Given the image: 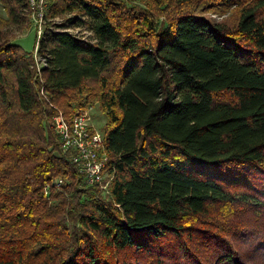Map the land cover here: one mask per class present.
I'll list each match as a JSON object with an SVG mask.
<instances>
[{"label": "trees", "instance_id": "trees-1", "mask_svg": "<svg viewBox=\"0 0 264 264\" xmlns=\"http://www.w3.org/2000/svg\"><path fill=\"white\" fill-rule=\"evenodd\" d=\"M135 1L52 0L40 69L0 18V264H264V0ZM95 103L107 192L54 126Z\"/></svg>", "mask_w": 264, "mask_h": 264}, {"label": "built area", "instance_id": "built-area-1", "mask_svg": "<svg viewBox=\"0 0 264 264\" xmlns=\"http://www.w3.org/2000/svg\"><path fill=\"white\" fill-rule=\"evenodd\" d=\"M51 1L27 0L31 17L37 23L39 41L45 32L47 22L51 20L47 18ZM70 31L75 32L77 30L70 29ZM86 33L90 34L89 31H83L85 36H87ZM40 61L39 57L37 60L39 69L42 65ZM93 110L92 105L78 110L70 121L59 110L54 117V126L64 142L65 149L73 153V160L84 175L86 183L89 186L98 185L107 192L110 181L105 182V172L108 165L105 153V137L95 123ZM61 184H63L62 180L59 181L58 185Z\"/></svg>", "mask_w": 264, "mask_h": 264}, {"label": "rangeland", "instance_id": "rangeland-1", "mask_svg": "<svg viewBox=\"0 0 264 264\" xmlns=\"http://www.w3.org/2000/svg\"><path fill=\"white\" fill-rule=\"evenodd\" d=\"M120 1L134 2V3L136 2L135 0H132V1L131 0H120ZM229 14L220 16V15H215V14L210 13L209 15L215 20L224 21L227 17H229L228 16ZM70 16H73V15H70ZM20 17H21L20 19L21 22H13L12 17L10 18V14L8 10L4 7V4L0 2V18L8 21L9 25L7 24V28H11L12 32L14 33L12 42L18 45H21L22 48L26 52L34 54V57L37 62L39 57L37 54L38 47H36V45L39 43V38H40L38 29H37V23L35 22V20H33V18L31 17V14L29 15V13L27 12H25L24 14L23 13L20 14ZM67 17L68 16L65 15L59 18H55V22L62 23L65 21ZM86 34L87 36H90L89 33H86ZM92 106L94 107L93 111H94L95 123L98 129L101 132H103L104 127L107 123V116L105 113L101 111L99 103H95Z\"/></svg>", "mask_w": 264, "mask_h": 264}]
</instances>
